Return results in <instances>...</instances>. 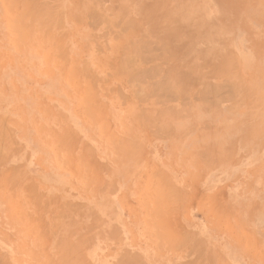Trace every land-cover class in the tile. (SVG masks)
<instances>
[{"label": "rangeland", "instance_id": "1", "mask_svg": "<svg viewBox=\"0 0 264 264\" xmlns=\"http://www.w3.org/2000/svg\"><path fill=\"white\" fill-rule=\"evenodd\" d=\"M0 264H264V0H0Z\"/></svg>", "mask_w": 264, "mask_h": 264}, {"label": "bare ground", "instance_id": "2", "mask_svg": "<svg viewBox=\"0 0 264 264\" xmlns=\"http://www.w3.org/2000/svg\"><path fill=\"white\" fill-rule=\"evenodd\" d=\"M131 55H132V54H131ZM131 62H132V61H130V63H131ZM128 63H129V62H127V64H128ZM131 65H132V64H131ZM133 65H134V64H133ZM133 65H132V66H133Z\"/></svg>", "mask_w": 264, "mask_h": 264}]
</instances>
